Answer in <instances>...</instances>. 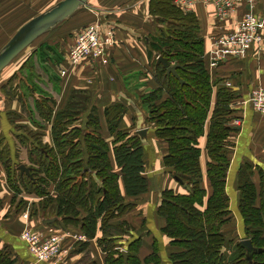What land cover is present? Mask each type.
<instances>
[{
  "label": "trees",
  "instance_id": "obj_1",
  "mask_svg": "<svg viewBox=\"0 0 264 264\" xmlns=\"http://www.w3.org/2000/svg\"><path fill=\"white\" fill-rule=\"evenodd\" d=\"M148 14L153 17L154 28L158 27L155 41L154 36L148 41L151 46L148 57L154 59L156 81L161 86L142 96L149 115L147 124H153L156 139L168 143L164 167L173 169L174 179L187 189L180 195L174 190L161 193L162 202L157 211L165 219L163 231L166 238L178 250L171 254L170 260L172 264H264V168L261 166L244 163L238 176L240 226L245 238L258 250L252 261L241 245L242 240L237 243L231 236L228 238L223 234V228L228 224L235 227L233 212L229 209L230 198L226 194L230 135L239 131L235 130L239 127L233 124L240 118L239 110L233 105L235 93L224 84L210 82L203 59L205 40L201 38L196 13H186L173 0H149ZM167 22L172 23L167 32L159 29L160 24ZM89 25L75 29L70 36L76 39L79 30ZM158 56L167 59L174 67L178 66L176 70L183 86L174 75H167L163 65L158 64ZM214 88L217 93L212 107ZM164 93L167 96L163 100ZM37 103V109L39 106L43 117L46 116L44 121L50 122L52 109L45 100ZM125 109L122 103H116L103 112L107 129L113 137L112 154L117 171L108 157L110 144L99 131L100 117L95 110L89 116L85 132L76 126L68 130V126L78 122L81 113L71 100L55 115L51 129L55 147L50 150L40 143L30 146L32 178L23 179L18 165L6 170L8 186L15 194L36 195L40 200L38 205L43 208L54 206L53 215L58 220L53 225L42 224L44 228L56 225L62 231L84 233L92 239L96 238L100 222L103 236L97 242L107 256L106 264L142 263L137 254L142 240L132 237V227L125 220L108 225L120 220L132 208L125 197L137 198L149 190L144 176L145 148L141 136L132 130L120 131L118 128ZM209 113L206 150L211 159L208 180L213 191L206 200L205 190L200 186L199 138L205 133ZM256 172L261 179L258 187L252 180ZM119 181L125 196H122ZM23 204L21 199L18 208L24 209ZM121 239H127V261L117 243ZM88 248L89 242L81 243L74 253L83 254ZM13 254L9 246L0 245V264H16ZM145 263H162L157 246L145 258Z\"/></svg>",
  "mask_w": 264,
  "mask_h": 264
},
{
  "label": "crops",
  "instance_id": "obj_2",
  "mask_svg": "<svg viewBox=\"0 0 264 264\" xmlns=\"http://www.w3.org/2000/svg\"><path fill=\"white\" fill-rule=\"evenodd\" d=\"M60 1L0 0V29L2 27L7 28L8 31L5 35L14 36L15 32L32 18L46 12ZM141 1L88 0L85 7L62 23L61 26L54 28L30 44L19 57L12 60L6 70L0 72V245H7L11 248L14 257L18 259L16 264H40L35 258L29 256L27 246L21 241L20 236L23 231H26L27 228H38V230L46 233L49 231L54 233L60 229L56 228L58 227L56 225L45 228V224L42 226L43 221L52 220L53 223L51 224L53 225L58 218L53 215L54 206L43 208L38 205L40 200L37 199L36 195L21 194L24 209L18 208L21 199L16 200L17 198H14L17 194L8 186L9 177L6 170L11 169V166L15 168V165L31 167L30 146H37L40 143L50 150L55 147L51 131L55 115L57 112L63 111L70 104V100L75 108L81 110V113L78 122L68 126V130L76 126L85 132L89 116L92 110H95L100 117L99 131L106 143L110 144L108 157H110L115 171L117 168L111 145L113 137L107 129L103 112L113 104L122 103L126 109L125 116L118 127L120 131L132 130L134 134H139V131L147 130V136L141 140L145 146V151H143L144 176L149 183V190L137 198L125 197L126 203H130L132 208L120 220L111 221L108 225L125 220L132 227V237L142 240V246L137 253L142 261L141 264H146L145 258L153 252L155 246H157L158 254L160 247L153 237L154 231L157 232L158 236L161 235L164 243L162 253H164L166 260L165 264H172L170 256L178 250L172 247L171 240L166 238L163 231L165 219L159 216L157 210L162 202L161 193L166 192V190H174V193L180 195L185 194L187 189L174 179L173 169L164 167V158L169 149L168 143L156 139L153 124H147L149 115L147 104H145L142 96L159 89L161 85L156 81L154 59L148 57V53L151 52L148 41L155 35V22L153 17L148 14L149 0L138 6ZM209 10L210 8L205 6L196 5L190 12L196 13L199 27H201V38L205 40L203 59L211 77L210 82L213 84L217 82V85L224 84L235 93L236 98L233 105L236 110H239L242 126L237 128L239 131L235 129L238 132L230 135L231 147L229 148L226 188L228 190L229 187L228 191H231L228 195L226 190V194L230 200L231 197L236 199L239 195V202L238 176L241 165L247 163L264 168V116L256 114L249 106H240L242 100H247L250 91L257 87H264V41L259 51L255 48L245 56L227 60L220 63L217 68H211L212 59L209 53L211 47L208 36L214 33L215 29L212 26L213 18ZM254 10L264 19V0H259ZM98 22L102 27L111 24L116 30L117 45L109 55V63L104 68L101 64L89 66L87 63L86 66L75 69L65 59L67 55L65 49L68 51L70 48L67 45L70 35L81 26ZM0 35L2 34L0 33ZM1 44H3L2 41H0V51L4 46ZM62 69L67 70V75L63 78L60 74ZM21 70H26V75L33 79L32 85L26 82V86L31 89L32 93L28 90L33 94L29 96L32 105H26L27 103L20 100L19 96L13 97L5 90V86L9 85L14 75L20 73ZM33 87H37V89H33ZM215 93H217V88H214V93H212V107L215 104ZM166 96L164 93L161 98L164 100ZM40 100H45L52 109L50 122L43 121L37 113V102ZM211 111L210 113H212ZM210 113L205 121V133L199 138L201 153L199 167H201L202 172L200 186L205 190L206 200L213 191L211 182L208 180V164L211 163V159L206 150ZM37 128H42L43 134L39 133ZM29 129L30 132H28ZM245 134L248 138L246 142H244ZM12 150H16L17 153L14 158ZM6 155L7 157H5ZM29 173H31L30 169ZM258 176L259 174L256 172L252 178L257 187L261 180ZM24 178L29 177L24 175ZM119 185L122 196H125L121 181H119ZM34 204H36L34 211H31L29 215L28 213L24 216L21 215ZM238 204L237 209L234 207L236 213L235 211L232 212L237 222L241 224L240 220L238 221L240 216ZM12 212L15 213V217H11ZM100 225L99 222L96 238H87L85 241L89 242V248L83 254L75 252L72 257V253L69 254L63 264H82L85 262L84 256L86 254L89 259L85 264H106L107 256L102 252L103 249L97 242L103 236ZM117 243L121 246L120 250L127 255V239L124 241L121 239ZM161 261L163 264L162 258ZM41 264L48 263L41 262Z\"/></svg>",
  "mask_w": 264,
  "mask_h": 264
},
{
  "label": "built area",
  "instance_id": "obj_3",
  "mask_svg": "<svg viewBox=\"0 0 264 264\" xmlns=\"http://www.w3.org/2000/svg\"><path fill=\"white\" fill-rule=\"evenodd\" d=\"M187 13L196 5L210 8L213 18L214 33L208 36L210 42L211 68L218 64L245 56L257 48L259 51L264 38V19L255 12L259 0H173ZM75 41L67 51V62L75 67L101 64L108 65V55L116 45L115 30L112 27L101 29L100 23L86 26L79 30ZM62 69V78L67 74ZM242 105L249 106L260 116H264V87H257L249 92ZM233 124L242 126L241 119H235ZM28 217V216H26ZM25 217V218H26ZM46 234V235H45ZM21 241L37 262L48 264H63L75 242L87 241V236L73 231L48 233L42 230L29 229L24 231Z\"/></svg>",
  "mask_w": 264,
  "mask_h": 264
},
{
  "label": "water",
  "instance_id": "obj_4",
  "mask_svg": "<svg viewBox=\"0 0 264 264\" xmlns=\"http://www.w3.org/2000/svg\"><path fill=\"white\" fill-rule=\"evenodd\" d=\"M88 0H61L60 3H57L54 7L47 10L46 13L39 14L38 16L32 18L29 22L19 28L16 31L15 35L9 40L5 46L2 47L0 51V72L6 70V68L12 63V60L28 48L30 44H33L38 38L42 35L49 33L54 28L61 26L66 20L70 19L71 16H74L76 12L85 7L88 3ZM162 64L163 67L167 70V75H174L177 78L182 86L184 85L182 80L177 74L178 66L173 67L170 62L165 58L159 59V65ZM239 130V129H237ZM141 138L147 136V130L139 131ZM30 167L26 165L19 166V174L23 178L24 175L32 178V175L29 173ZM53 223L52 220H45L43 224L48 225ZM242 247L247 250L248 259L252 261L253 254L257 253L253 247V244L250 240H242ZM125 261H127V255L122 251Z\"/></svg>",
  "mask_w": 264,
  "mask_h": 264
},
{
  "label": "rangeland",
  "instance_id": "obj_5",
  "mask_svg": "<svg viewBox=\"0 0 264 264\" xmlns=\"http://www.w3.org/2000/svg\"><path fill=\"white\" fill-rule=\"evenodd\" d=\"M146 0H142L141 2H139L138 3V6L139 5H141L142 3H144ZM188 12H190V11H188ZM260 16V15H259ZM262 17V16H261ZM174 25V24H173ZM170 27H172V23L171 22H167V23H162V24H160L159 25V29H163V30H165L166 29V31L165 32H167V30H168V28H170ZM158 27H156V29H155V34L157 33V35H158V29H157ZM8 30H7V28H1L0 29V33L2 34V35H0V41H2V43L3 44H1V46H5V44L6 43H8L9 41V39L13 36H11V35H5V33L7 32ZM155 36H154V41H155ZM74 38L72 37V36H70V40H69V42H68V48L69 47H71L72 46V44H73V42H74ZM8 41V42H7ZM0 49H1V47H0ZM155 52V51H154ZM157 54L156 53H154V56H156ZM156 60V59H155ZM111 62V61H110ZM154 63V62H153ZM103 66V65H102ZM104 68V67H103ZM26 82H28L29 84H33V79L31 78V76L29 77V75H26V70H21V72L20 73H17V74H15L14 75V77H13V79L11 80V82L9 83V85H7V86H5V90H6V93H9V94H11V96H13V97H15V96H19L20 97V100H24L27 104L26 105H28V104H30V105H32V103H31V98L29 97L30 95H33V94H31L32 93V91H31V89L29 88V87H27L26 85ZM37 89V87H33V89ZM31 91V93H30V91ZM38 90H40V89H38ZM29 98V99H28ZM32 98H33V96H32ZM27 109V108H26ZM25 109V110H26ZM29 110V109H28ZM30 112V111H29ZM41 109H39V106H38V115H39V117L44 121V119H45V117L46 116H44L43 117V115L41 114ZM44 112H45V110H44ZM31 130L29 129L28 130V132H30ZM37 131L39 132V133H41V134H43V129L42 128H37ZM27 133V132H26ZM244 142H246L247 140H248V138H247V134H245L244 135ZM33 139V138H32ZM145 147V146H144ZM17 153H16V150L14 151V150H12V156H13V158L15 157V155H16ZM5 157H7V155L5 156ZM14 167H18V166H14ZM228 190H229V187H228ZM227 190V193H228V195H229V193H230V191H228ZM23 194V193H22ZM13 195H15L14 193H13ZM22 197H21V195L20 194H18L17 195V199L16 200H20ZM238 199H239V195L236 197V199L235 198H232L231 197V200H230V205H229V209H231V211H235V213H236V209H237V204L239 203L238 202ZM27 201H29L30 202V200H27ZM30 203H32V202H30ZM30 206V205H29ZM231 206V207H230ZM234 207L236 208V209H234ZM30 211H32V207L30 206L29 208H28V210L26 211L25 210V212H23V213H21V215H26V213H28V215H29V213H30ZM35 213H37V211H35ZM12 216L11 217H13L14 215H15V213L14 212H12ZM15 217V216H14ZM233 220H232V223L234 224L235 223V227H233V226H229V224L227 225V227H225V228H223V234L224 235H226V237H228L229 238V236H231V238L234 240V241H236L237 243H238V241H240V240H247L245 237L246 236H244V230H243V227H241L240 226V224L237 222V220L235 219V216L233 215ZM242 217L241 216H239V218H238V221L240 220L241 222H242V219H241ZM149 221H150V219H149ZM29 229H33V228H27L26 230H29ZM34 230H36V231H39L40 232V230H38V228H34ZM24 232V231H23ZM46 235V234H45ZM161 235H159L158 236V233L157 232H155L154 231V234H153V237L157 240V242H158V244H159V247H160V249H159V252H158V254H160V256H161V258H162V260H163V264H165V257H164V253H162V249H163V245H164V243H163V240L161 239V237H160ZM82 242H75V244H74V246H73V248L71 249V251L69 252V254H71L72 252H73V254H74V251H76V250H78V248H79V246H80V244H81ZM83 243H85V242H83ZM82 243V244H83ZM30 253V252H29ZM73 254H71V257H72V255ZM87 255V254H86ZM84 256V261L85 262H87L88 261V259H89V256L87 257V256ZM29 256H31L32 258H33V256L31 255V254H29ZM17 261H18V259H17ZM27 261H28V259H27ZM35 261V260H34ZM85 262L84 263H82V264H85ZM170 262V261H169ZM20 264V263H19Z\"/></svg>",
  "mask_w": 264,
  "mask_h": 264
},
{
  "label": "bare ground",
  "instance_id": "obj_6",
  "mask_svg": "<svg viewBox=\"0 0 264 264\" xmlns=\"http://www.w3.org/2000/svg\"><path fill=\"white\" fill-rule=\"evenodd\" d=\"M56 5H57V4H56ZM54 6H55V5H54ZM54 6H52V7H54ZM52 7H51V8H52ZM51 8H49V9H51ZM49 9H48V10H49ZM46 11H47V10H46ZM43 13H44V12H43ZM45 13H46V12H45ZM41 14H42V13H41ZM38 15H39V14H38ZM38 15H37V16H38ZM35 17H36V16H35ZM93 24H96V23H93ZM91 25H92V24H91ZM100 27H101L102 30L105 29V28H107V27H112L113 29H115V27H114L113 25H111V24L107 25L106 27H102V25L100 24ZM115 37H116V30H115ZM116 40H117V38H116ZM116 45H117V41H116ZM116 45L111 49V52H112V50L116 47ZM111 52H110V54H111ZM110 54H109V55H110ZM109 55H108V57H107V58H108V62H109ZM160 58H161L160 56L157 57L158 64H159V59H160ZM160 65H161V64H160ZM171 65H174V64H171ZM218 65H219V64H218ZM173 67H174V66H173ZM165 70H166V69H165ZM248 96H249V95H248ZM244 101H246V99L241 101V105H240V106H244V105H242ZM253 111H254L256 114H258L255 110H253ZM259 115H260V114H259ZM261 116H262V115H261ZM238 119H241V118H238ZM234 126H235V127H239V128L241 127V126H236L235 124H234Z\"/></svg>",
  "mask_w": 264,
  "mask_h": 264
}]
</instances>
